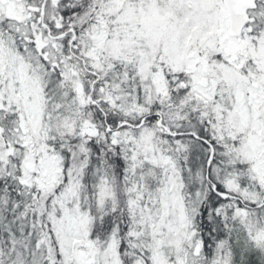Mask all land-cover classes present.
I'll use <instances>...</instances> for the list:
<instances>
[{"label": "snow or ice", "instance_id": "obj_1", "mask_svg": "<svg viewBox=\"0 0 264 264\" xmlns=\"http://www.w3.org/2000/svg\"><path fill=\"white\" fill-rule=\"evenodd\" d=\"M0 264H264V0H0Z\"/></svg>", "mask_w": 264, "mask_h": 264}]
</instances>
